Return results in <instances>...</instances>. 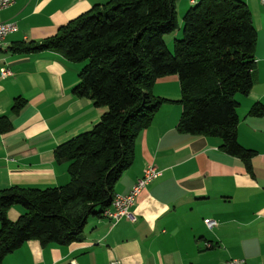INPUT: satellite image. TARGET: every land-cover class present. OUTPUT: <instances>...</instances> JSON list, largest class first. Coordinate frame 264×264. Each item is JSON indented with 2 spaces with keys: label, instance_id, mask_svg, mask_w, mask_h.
I'll list each match as a JSON object with an SVG mask.
<instances>
[{
  "label": "crops",
  "instance_id": "crops-1",
  "mask_svg": "<svg viewBox=\"0 0 264 264\" xmlns=\"http://www.w3.org/2000/svg\"><path fill=\"white\" fill-rule=\"evenodd\" d=\"M109 0H14L0 20L15 21L18 29L0 47V116L8 115L13 129L0 134V190L18 185L46 188L69 182L67 163L57 162L55 148L91 129L105 111L73 88L82 63L59 51L14 54L18 41H40L93 6ZM198 0H177L183 12ZM257 29L254 83L248 94H237V137L255 150L248 163L221 149L218 137L181 133L179 77L157 79L153 92L165 102L136 140L135 159L115 186V194L131 191L143 170L156 165L161 174L138 195L132 212L136 221L89 218L82 240L69 244L37 239L25 241L2 264H228L244 258L264 264V115L250 114L264 104V5L244 0ZM17 97L26 99L18 113ZM25 211L12 206L15 221ZM217 224L209 228L204 219ZM210 244L211 246H208Z\"/></svg>",
  "mask_w": 264,
  "mask_h": 264
},
{
  "label": "trees",
  "instance_id": "trees-1",
  "mask_svg": "<svg viewBox=\"0 0 264 264\" xmlns=\"http://www.w3.org/2000/svg\"><path fill=\"white\" fill-rule=\"evenodd\" d=\"M178 28L177 0H109L53 36L9 47L14 54L59 51L82 63L73 93L105 111L91 129L55 148L57 162L67 163L68 183L0 190V264L27 240L80 241L89 218L103 217L134 162L137 137L172 101L154 94L160 77H179V132L218 137L223 151L249 165L256 152L238 140L236 95L248 94L254 83L257 29L251 10L244 0L196 1L184 12L183 35L171 51L165 35ZM26 102L17 97L13 112ZM249 112L264 115V104L256 102ZM12 129L11 118L0 116V134ZM14 205L25 209L15 221L7 215Z\"/></svg>",
  "mask_w": 264,
  "mask_h": 264
},
{
  "label": "built area",
  "instance_id": "built-area-1",
  "mask_svg": "<svg viewBox=\"0 0 264 264\" xmlns=\"http://www.w3.org/2000/svg\"><path fill=\"white\" fill-rule=\"evenodd\" d=\"M264 5V0H260ZM14 3V0H0V12ZM18 29V25L15 21L0 20V47L4 44L6 38L14 33ZM0 74L2 77H8L13 75V72L9 66H2L0 68ZM161 174V170L154 164L146 166L143 170V175L136 181L135 185L129 193L115 194L113 207L107 209L104 212V216L109 218L113 223L118 222L122 218L136 221L137 217L132 212L138 195L141 191L155 178ZM205 223L209 228L214 227L217 222L214 219L206 218ZM208 246H211L208 244ZM71 264H75L73 260ZM111 264H118V261H112ZM228 264H248L244 258H231Z\"/></svg>",
  "mask_w": 264,
  "mask_h": 264
},
{
  "label": "rangeland",
  "instance_id": "rangeland-1",
  "mask_svg": "<svg viewBox=\"0 0 264 264\" xmlns=\"http://www.w3.org/2000/svg\"><path fill=\"white\" fill-rule=\"evenodd\" d=\"M186 11V9L181 12L180 9H177V19H178V23H179V28L171 33V34H166L165 35V41H166V44L168 46V48L172 51L173 50V43H174V39L176 38H181L182 35H183V15H184V12ZM20 206V205H19ZM21 207V206H20ZM104 216V215H103ZM105 217V216H104ZM205 220V219H204ZM205 222V221H204ZM207 225V224H206Z\"/></svg>",
  "mask_w": 264,
  "mask_h": 264
},
{
  "label": "bare ground",
  "instance_id": "bare-ground-1",
  "mask_svg": "<svg viewBox=\"0 0 264 264\" xmlns=\"http://www.w3.org/2000/svg\"><path fill=\"white\" fill-rule=\"evenodd\" d=\"M113 204H114V198H113V201H112V205L110 206V207H113ZM109 207V208H110ZM108 209V208H107ZM107 209L104 211V212H106L107 211ZM104 214V213H103Z\"/></svg>",
  "mask_w": 264,
  "mask_h": 264
}]
</instances>
